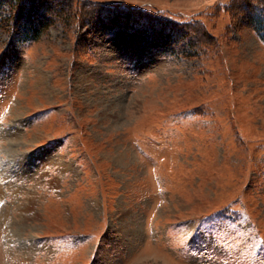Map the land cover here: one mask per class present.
Masks as SVG:
<instances>
[{
    "label": "rangeland",
    "instance_id": "1",
    "mask_svg": "<svg viewBox=\"0 0 264 264\" xmlns=\"http://www.w3.org/2000/svg\"><path fill=\"white\" fill-rule=\"evenodd\" d=\"M256 13L0 0V264H264Z\"/></svg>",
    "mask_w": 264,
    "mask_h": 264
},
{
    "label": "snow or ice",
    "instance_id": "2",
    "mask_svg": "<svg viewBox=\"0 0 264 264\" xmlns=\"http://www.w3.org/2000/svg\"><path fill=\"white\" fill-rule=\"evenodd\" d=\"M100 3H101V7L108 5L119 8L121 5L125 3V0H100Z\"/></svg>",
    "mask_w": 264,
    "mask_h": 264
},
{
    "label": "trees",
    "instance_id": "3",
    "mask_svg": "<svg viewBox=\"0 0 264 264\" xmlns=\"http://www.w3.org/2000/svg\"><path fill=\"white\" fill-rule=\"evenodd\" d=\"M256 15V17L255 16H253V17H255L256 19H255V22L257 23V22H259V24H260V26L262 25V22H264V19L263 20H260V16H262V17H264V13L263 14H259V13H256L255 14ZM254 22V23H255Z\"/></svg>",
    "mask_w": 264,
    "mask_h": 264
}]
</instances>
